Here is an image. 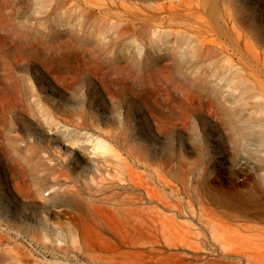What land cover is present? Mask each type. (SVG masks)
I'll list each match as a JSON object with an SVG mask.
<instances>
[{"label": "rangeland", "instance_id": "1", "mask_svg": "<svg viewBox=\"0 0 264 264\" xmlns=\"http://www.w3.org/2000/svg\"><path fill=\"white\" fill-rule=\"evenodd\" d=\"M0 27V264H264V0H0ZM125 175L163 225L99 205Z\"/></svg>", "mask_w": 264, "mask_h": 264}, {"label": "bare ground", "instance_id": "2", "mask_svg": "<svg viewBox=\"0 0 264 264\" xmlns=\"http://www.w3.org/2000/svg\"><path fill=\"white\" fill-rule=\"evenodd\" d=\"M216 20V19H215ZM3 28L4 27H0V32L3 30ZM8 33V32H7ZM194 33V32H193ZM186 34H188V32H186ZM5 35V34H4ZM7 35H10V33H8ZM12 35V34H11ZM191 35H192V37L193 36H196L197 37V39L196 40H199L201 43V45L202 46H204V47H206V49H212L213 50V48L214 47H212V46H210V45H208L207 43H206V41H205V39H201L202 38V36H197V35H194V34H192L191 33ZM190 36V35H189ZM15 38V37H14ZM11 39V41L13 40L12 38H10ZM18 39H19V37H16V39H14V41L12 42V45L11 46H14L15 44H14V42L15 43H18ZM21 39V38H20ZM9 41V40H8ZM21 41V40H20ZM23 41H25V40H23ZM25 42H27V41H25ZM204 42V44H202ZM23 43V42H22ZM28 44L27 45H29L28 46V48H30V44H33V43H31V42H27ZM30 43V44H29ZM39 43V42H38ZM24 44V43H23ZM42 44V43H41ZM18 45V44H17ZM25 45V44H24ZM23 45V46H24ZM44 45V44H43ZM32 47H34L33 45H31ZM42 46V45H41ZM18 47V46H17ZM27 47V46H26ZM26 47H24V48H26ZM31 47V48H32ZM44 47L46 48V46L44 45ZM9 48V47H8ZM27 48V49H28ZM7 49V48H6ZM14 49V48H13ZM38 49H40L39 47H38ZM37 49V50H38ZM216 49V48H215ZM10 50V49H9ZM66 54V53H65ZM51 55V54H50ZM63 55V54H62ZM65 57V56H64ZM4 58H6V56H4ZM17 59H18V57H17ZM20 60V59H19ZM19 62V61H18ZM34 67V66H33ZM257 89V88H256ZM257 91L260 93L261 91L260 90H258L257 89ZM261 94H262V92H261ZM260 94V95H261ZM256 98H258L257 96H256ZM7 140H9V138H7ZM9 142V141H8ZM110 145V144H109ZM101 147H103V148H105V149H108V145L107 144H105V143H102V145H101ZM110 147H112V146H110ZM113 148V147H112ZM109 150V149H108ZM110 151V150H109ZM113 151V150H112ZM117 157V156H116ZM118 158V157H117ZM61 176H63V175H61ZM116 178H118V177H116ZM116 178H114L115 180H112L111 182L113 183V184H111V185H109V186H107V187H103L104 189L101 191L102 193L101 194H99V195H101L100 197H98V203H99V205H102L103 207H105V208H107V209H110V210H112L113 212H115V213H117V214H119L120 215V218L121 217H123V218H125V220L122 218V220H124V221H136L135 223H141L142 225L141 226H143L144 224L143 223H145V222H147V221H149V220H147L148 219V217H153V214H156V211H158V213L159 214H161V213H164V212H162V211H159V210H156V208L155 207H150L151 208V210H149V211H151L153 214L151 215V216H147L146 215V213L148 214V212H146V211H148V207L147 208H141L140 206H143L144 205V202H145V200H147V198L145 197V196H143V194H141V193H137V194H135L134 193V191H132L133 189H135V186H132L131 187V179H130V177H128V176H123V177H119L117 180H116ZM115 181V182H114ZM102 184V183H101ZM103 184H105V183H103ZM58 185V187H59V189H62L63 187L65 188V191H70V192H72V194L73 195H78V196H80L81 195V189H80V187H78L77 185H72V184H57ZM56 185V186H57ZM100 185V184H99ZM98 185V186H99ZM106 186V185H105ZM100 188V187H99ZM119 189H121V190H123V191H120ZM137 189V188H136ZM147 191H148V189H147ZM146 191V192H147ZM69 192V193H70ZM152 192V191H151ZM158 192V191H157ZM178 191H172V193L173 194H175V193H177ZM148 193V192H147ZM150 193V192H149ZM154 192H152V193H150V194H153ZM150 194H148L149 196H150ZM155 195H156V193H154ZM147 195V196H148ZM154 195V196H155ZM159 195V194H158ZM148 196V198H150V197H152V195L149 197ZM173 196V195H172ZM157 196H155V197H153V198H150V199H148V201H146V202H148V203H157L158 204V206H160V207H162V208H165V209H175V208H177V209H180V205H176V204H171V202H173V201H170V202H168V199H167V201H164V200H166V197L164 198L163 196L161 197V198H164V200H161V199H159V198H157V199H155ZM82 198V197H81ZM84 198V197H83ZM168 198V197H167ZM78 199H80V198H78ZM89 201H90V199H88ZM92 200H95V199H92ZM91 200V202H93L94 203V201H92ZM172 200V199H171ZM83 201V200H82ZM85 201H87L86 199H85ZM88 202V201H87ZM89 204L88 205H86V206H88V207H90V202H88ZM92 203V204H93ZM179 203V202H178ZM181 203V202H180ZM87 204V203H86ZM95 204V203H94ZM190 204V206H192V202H190L189 203ZM152 205V204H151ZM155 205V204H154ZM93 206L94 205H91V207H92V209H93ZM98 206V205H97ZM101 206V207H102ZM156 206V205H155ZM181 206H182V203H181ZM184 206V205H183ZM102 207V208H103ZM184 208V207H183ZM192 209V208H191ZM141 210V211H140ZM162 210V209H161ZM180 210H182V209H180ZM104 211V210H103ZM106 211V210H105ZM104 211V212H105ZM146 213H145V212ZM194 211V210H193ZM107 212V211H106ZM144 212V213H143ZM151 212H150V214H151ZM192 212V211H191ZM204 210H201V214H203L202 216H201V218H203V217H205V215H204ZM156 214V216L155 217H157V220H159L158 218H159V214ZM194 213V212H193ZM192 213V214H193ZM175 214V213H174ZM195 214H196V212H195ZM195 214H194V218H195ZM111 215H113L112 213H111ZM158 215V216H157ZM162 215H164V214H162ZM182 215V214H181ZM207 215V214H206ZM107 216V215H106ZM165 216V215H164ZM169 216V215H168ZM173 216V215H172ZM115 217V216H114ZM118 217V216H117ZM147 217V218H146ZM162 217V216H161ZM207 217V216H206ZM205 217V218H206ZM165 218V217H164ZM168 218V217H167ZM170 218H171V220H173L174 218H172L171 216H170ZM115 219H117L116 217H115ZM127 219V220H126ZM162 219H163V217H162ZM162 219H161V221L159 220V223L160 224H162L161 222H162ZM204 219V218H203ZM207 219V218H206ZM118 220V219H117ZM121 220V219H120ZM151 220V219H150ZM152 220H154V221H151V223L153 224V222H156L155 220L156 219H152ZM164 220V219H163ZM170 220V221H171ZM199 220H201L200 218H199ZM210 221H211V219H209ZM170 221H168L167 220V222H170ZM176 221V220H175ZM178 221V220H177ZM176 221V222H177ZM203 221V220H202ZM133 222V223H134ZM165 222V221H164ZM174 222V221H173ZM179 222V221H178ZM131 222H129V223H127V224H129V225H131L130 224ZM132 223V225H134ZM150 223V224H151ZM157 223V222H156ZM202 224H203V222H201ZM155 224V223H154ZM153 224V225H154ZM170 224V223H169ZM174 224V223H173ZM172 224V225H173ZM191 224V223H190ZM211 224V223H210ZM148 224H145V226H147ZM153 225H152V227H153ZM163 225V224H162ZM165 225H166V222H165ZM175 225V224H174ZM179 225V224H178ZM182 225H184V224H182ZM186 225V224H185ZM125 226H126V224H125ZM128 226V225H127ZM156 225H154V227H155ZM157 226H158V224H157ZM180 226V225H179ZM188 226H189V224H188ZM192 226V225H191ZM149 227V226H148ZM147 227V228H148ZM161 228H162V226H160ZM166 228H168V226L166 225L165 226ZM170 227V226H169ZM184 227V226H183ZM190 227V226H189ZM213 227V226H212ZM127 228V227H126ZM134 228H136V227H134ZM142 228H145V227H142ZM151 228V227H150ZM128 229V228H127ZM152 229V228H151ZM157 229V228H156ZM155 229V230H156ZM158 229H160V228H158ZM184 229V228H183ZM215 229V228H214ZM43 230V229H42ZM71 230V229H70ZM148 230V229H147ZM185 230V229H184ZM35 231H37V230H35ZM44 231V230H43ZM57 231V230H56ZM130 231V230H129ZM153 231V230H152ZM157 231V230H156ZM185 231H187V230H185ZM197 231L198 230H196V233H197ZM202 231V230H201ZM61 232H63V231H61ZM70 232H72V231H70ZM74 232V231H73ZM131 232V231H130ZM161 232H163V230H161ZM165 232V231H164ZM169 233V229H168V231H166V233ZM188 232V231H187ZM186 232V233H187ZM191 231H189V233H190ZM46 233H47V235L48 236H50L49 234H48V232L46 231ZM60 232L58 231V234H59ZM127 233H129L128 231H127ZM152 233H155L154 231L152 232ZM158 233H160V232H158ZM157 233V234H158ZM44 234H45V232H44ZM60 234H62V233H60ZM75 234V233H74ZM173 234V233H172ZM179 234V233H178ZM183 234V233H182ZM181 234V235H182ZM195 234V233H194ZM7 235V234H6ZM46 235V234H45ZM70 235H71V233H70ZM72 235H73V233H72ZM76 235V234H75ZM129 235V234H128ZM127 235V236H128ZM153 235V234H152ZM158 235H160V234H158ZM161 235H164V233L163 234H161ZM174 235H175V233H174ZM187 235V234H186ZM36 236V235H35ZM44 236V235H43ZM165 236V235H164ZM184 236H185V234H184ZM184 236H182V237H184ZM4 238V236H0V238ZM130 237V236H129ZM186 237V236H185ZM214 237H216V236H214ZM72 238H74V235H73V237ZM132 238V237H131ZM163 238V237H162ZM41 239V238H40ZM40 239H38V237H37V240H40ZM46 239V238H45ZM219 239V238H218ZM76 240V239H75ZM171 240V239H170ZM156 241V240H155ZM164 241V240H163ZM179 241H181V242H183V240H179ZM77 242V241H76ZM75 242V243H76ZM173 242H174V240H173ZM173 242H171V243H173ZM180 242V243H181ZM0 243H2V239H1V241H0ZM129 243H131V241L129 242ZM168 243V242H167ZM72 244H73V242H72ZM152 244H153V242H152ZM160 245V244H159ZM171 245H173L174 246V244H170L169 246H171ZM181 245V244H180ZM183 245H185V241H184V243H183ZM183 245H181V246H183ZM197 245H198V243H197ZM196 245V246H197ZM130 246V245H129ZM167 246V245H166ZM168 246V247H169ZM195 246V247H196ZM172 247V246H171ZM175 247V246H174ZM184 247V246H183ZM198 247V246H197ZM131 248V247H130ZM154 248V247H153ZM186 248V247H185ZM199 248V247H198ZM155 249V248H154ZM153 249V250H154ZM188 249V248H187ZM189 249H190V245H189ZM197 249V248H196ZM152 250V251H153ZM198 250V249H197ZM203 250V249H202ZM156 251H158V250H156ZM201 251V250H200ZM226 251V250H225ZM161 252V251H160ZM128 253V252H127ZM225 253V252H224ZM226 253H227V251H226ZM228 253H232V252H228ZM243 253V252H242ZM161 254H163L162 252H161ZM212 254V253H211ZM90 255V254H89ZM240 255V254H239ZM238 255V256H239ZM185 256V255H184ZM245 257H247L248 256V254H246V255H244ZM243 256V257H244ZM93 257H95L96 258V256L94 255ZM99 257H100V255H99ZM169 257V256H168ZM226 257V256H225ZM253 257H254V255H253ZM91 258H92V256H91ZM102 258V257H101ZM248 258H250V260H252L251 258H252V256H249V257H247L246 258V260L248 259ZM175 259V258H174ZM255 259V258H254ZM161 260V259H160ZM169 260V259H168ZM249 260V261H250ZM257 261V260H256ZM208 262V261H207ZM254 261H251V262H247V263H253ZM257 263V262H256ZM259 263H260V261H259ZM223 264V263H222ZM254 264V263H253Z\"/></svg>", "mask_w": 264, "mask_h": 264}]
</instances>
